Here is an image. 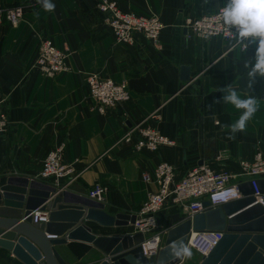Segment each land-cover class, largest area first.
I'll return each mask as SVG.
<instances>
[{
	"label": "crops",
	"instance_id": "obj_1",
	"mask_svg": "<svg viewBox=\"0 0 264 264\" xmlns=\"http://www.w3.org/2000/svg\"><path fill=\"white\" fill-rule=\"evenodd\" d=\"M114 1L122 12L154 15L162 24L157 43L137 36L133 46L115 44L95 9L96 0H48L55 6L51 12L44 9V0H0V12L22 9L16 26L0 24V97L8 121L0 135V176L38 179L45 155L63 143L62 162L70 166L72 177L45 181L83 196L99 184L105 190L104 212L130 216L156 189L140 175L151 173L159 162L170 164L178 180L197 164L235 174L239 161H250L256 153L264 157V77L257 76L249 88L247 75L257 44L245 41L241 50L217 38L198 41L181 26L186 16L209 14L227 0ZM44 38L66 54L68 72L48 78L31 69ZM181 66L188 68L187 82L179 80ZM84 74L124 82L128 100L98 114L86 97ZM227 85L242 98L250 95L259 102L245 130L234 138L226 126L242 110L221 100L220 89ZM134 126L156 129L174 145L134 152L130 144L117 143ZM216 155L224 158L215 161ZM176 213L184 215L166 204L157 222L165 225ZM81 223L93 235L131 232L130 226ZM55 251L62 264H86L99 256L78 241H66ZM0 263L19 262L0 249Z\"/></svg>",
	"mask_w": 264,
	"mask_h": 264
},
{
	"label": "built area",
	"instance_id": "obj_2",
	"mask_svg": "<svg viewBox=\"0 0 264 264\" xmlns=\"http://www.w3.org/2000/svg\"><path fill=\"white\" fill-rule=\"evenodd\" d=\"M94 6L102 15L103 25L115 44L133 46L137 36L151 44L157 43L162 24L154 15L141 16L133 12H122L114 0H96ZM223 7L206 15L186 16L181 26L198 41L217 38L225 41L229 48L238 47L243 50L245 41L240 42L236 39V29H229L223 24L220 15ZM21 17V7L13 6L0 12V24L4 22L14 27ZM65 58L66 54L63 51L55 48L49 39L44 38L37 46L31 69L51 78L69 71ZM82 80L86 97L92 101L98 114H103L107 109H112L129 98L124 82H115L96 74H84ZM3 104L4 99L0 97V135L6 131L8 125ZM121 142L130 144L134 152L142 150L153 152L159 147L174 145L170 138L156 129L139 126L126 129L117 140V143ZM63 148L64 144L60 143L45 155L37 174L39 180L57 181L72 177V169L62 162ZM223 158L220 155L214 157L215 161ZM238 168V173L234 174L225 169L212 170L206 165H194L177 180L173 167L166 162H159L151 173H142L140 179L146 184H154L156 189L146 194L130 225V234L139 233L143 237L139 244L141 254L149 257L160 248L166 229L157 223L156 215L166 204L190 218L202 212L203 201L208 202L210 207H216L239 199L237 186L248 181L253 190L252 197L256 203L262 205L263 196L256 190V180L264 179V157L256 153L250 161H239ZM104 192V188L96 184L87 192L86 197L102 202ZM45 221V212H33L32 223ZM221 235L220 231H190L186 243L200 257L206 255L216 245Z\"/></svg>",
	"mask_w": 264,
	"mask_h": 264
},
{
	"label": "water",
	"instance_id": "obj_3",
	"mask_svg": "<svg viewBox=\"0 0 264 264\" xmlns=\"http://www.w3.org/2000/svg\"><path fill=\"white\" fill-rule=\"evenodd\" d=\"M179 71V80L187 82L188 68L181 66ZM237 190L239 199L216 207L203 201L202 212L190 218L177 213L168 216L162 225L166 231L160 248L144 257L139 247L141 234L93 235L81 223L127 227L134 215H109L101 202L48 181L0 176V208L9 214H0V249L10 252L19 264H62L55 246L78 241L99 255L86 264H180L182 260L171 253L173 241H186L190 231H220L219 241L197 264H264V179L256 180L262 205L252 197L248 181L238 184ZM35 211L45 212L46 222L32 223Z\"/></svg>",
	"mask_w": 264,
	"mask_h": 264
},
{
	"label": "clouds",
	"instance_id": "obj_4",
	"mask_svg": "<svg viewBox=\"0 0 264 264\" xmlns=\"http://www.w3.org/2000/svg\"><path fill=\"white\" fill-rule=\"evenodd\" d=\"M43 7L46 11L51 12L55 6L48 0H44ZM220 15L226 27L236 29L238 41L257 44L255 63L247 73L249 77L248 87L251 88L256 82L257 76L264 77V0H227L225 7L220 10ZM244 66L248 68L249 62H246ZM220 91L223 93L221 100L225 104L242 110L239 118L231 125L226 126L230 128L233 134L230 138H234L235 133L245 130L247 123L258 111L259 102L257 98L250 95L242 98L232 85H227ZM170 248L172 255L178 260L192 256L191 248L183 239L173 241Z\"/></svg>",
	"mask_w": 264,
	"mask_h": 264
},
{
	"label": "rangeland",
	"instance_id": "obj_5",
	"mask_svg": "<svg viewBox=\"0 0 264 264\" xmlns=\"http://www.w3.org/2000/svg\"><path fill=\"white\" fill-rule=\"evenodd\" d=\"M182 264H196L199 262V256L192 251V256L191 258H186L182 260Z\"/></svg>",
	"mask_w": 264,
	"mask_h": 264
},
{
	"label": "trees",
	"instance_id": "obj_6",
	"mask_svg": "<svg viewBox=\"0 0 264 264\" xmlns=\"http://www.w3.org/2000/svg\"><path fill=\"white\" fill-rule=\"evenodd\" d=\"M19 264V263H18Z\"/></svg>",
	"mask_w": 264,
	"mask_h": 264
}]
</instances>
